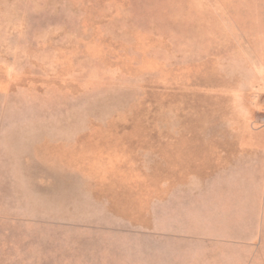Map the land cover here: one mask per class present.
<instances>
[{"label":"rangeland","instance_id":"rangeland-1","mask_svg":"<svg viewBox=\"0 0 264 264\" xmlns=\"http://www.w3.org/2000/svg\"><path fill=\"white\" fill-rule=\"evenodd\" d=\"M0 264H264V0H0Z\"/></svg>","mask_w":264,"mask_h":264}]
</instances>
